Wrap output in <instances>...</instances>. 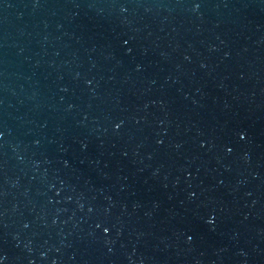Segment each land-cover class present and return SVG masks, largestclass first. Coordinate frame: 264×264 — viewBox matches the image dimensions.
I'll list each match as a JSON object with an SVG mask.
<instances>
[{
    "label": "water",
    "instance_id": "95a60500",
    "mask_svg": "<svg viewBox=\"0 0 264 264\" xmlns=\"http://www.w3.org/2000/svg\"><path fill=\"white\" fill-rule=\"evenodd\" d=\"M0 264H264V0H0Z\"/></svg>",
    "mask_w": 264,
    "mask_h": 264
}]
</instances>
